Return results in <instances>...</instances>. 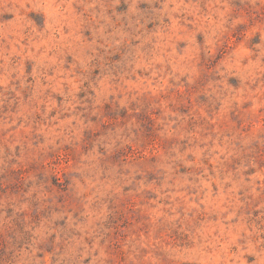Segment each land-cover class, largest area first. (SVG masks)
Listing matches in <instances>:
<instances>
[{"label": "rangeland", "instance_id": "1", "mask_svg": "<svg viewBox=\"0 0 264 264\" xmlns=\"http://www.w3.org/2000/svg\"><path fill=\"white\" fill-rule=\"evenodd\" d=\"M0 264H264V0H0Z\"/></svg>", "mask_w": 264, "mask_h": 264}]
</instances>
